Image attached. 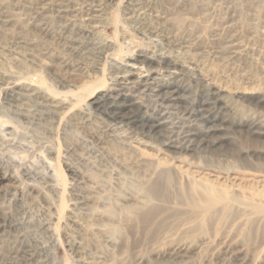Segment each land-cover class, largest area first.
Instances as JSON below:
<instances>
[{
  "label": "rangeland",
  "instance_id": "374dc122",
  "mask_svg": "<svg viewBox=\"0 0 264 264\" xmlns=\"http://www.w3.org/2000/svg\"><path fill=\"white\" fill-rule=\"evenodd\" d=\"M63 1L0 0V170L13 176L0 179V218L8 213L0 264H264V207L250 204L249 191H237L235 200L211 210L191 205L187 194L199 195L181 183L173 164L146 162L118 143L129 139L131 127L135 140L188 147H163V154L194 170L221 171L224 178L236 176L231 168L239 166L240 150H264V0H96V13L63 11ZM72 1L80 6L93 0ZM133 3L141 6L137 17L129 14ZM232 46L241 48V56L228 57ZM129 55L160 63L145 91L120 90L112 80ZM173 59L185 67H169ZM138 66L149 69L147 62ZM197 73L233 95L228 99L236 114L196 86L190 78ZM101 78L107 83L92 97ZM25 84L38 91L5 100L3 88L18 91ZM94 100L98 105L89 106ZM56 101L64 105L54 107ZM80 111H88L90 120L74 116ZM114 123L128 124L116 135L103 133ZM97 129L103 141L92 138ZM59 168L68 204L57 227V217L43 212L42 195L60 199L51 190ZM248 171L239 180L262 179ZM126 194L160 208L137 222L122 200ZM83 196L89 197L85 203ZM98 211L106 217L98 219ZM17 250L10 260L8 253Z\"/></svg>",
  "mask_w": 264,
  "mask_h": 264
},
{
  "label": "bare ground",
  "instance_id": "6f19581e",
  "mask_svg": "<svg viewBox=\"0 0 264 264\" xmlns=\"http://www.w3.org/2000/svg\"><path fill=\"white\" fill-rule=\"evenodd\" d=\"M63 1V0H62ZM85 2V0H82ZM110 1V0H109ZM63 2H66V6L64 8L63 11H69L67 9H69L68 7H73L72 9H78L81 10L80 12L86 11L87 13L89 12H94L96 13V11H99V6L101 4L96 5V0H93L92 3H86L83 5H76V3H74L72 0H64ZM100 2V0H99ZM119 2V1H118ZM101 3V2H100ZM73 4V5H70ZM119 4V3H118ZM65 5V4H64ZM131 8H130V12L129 14L131 15V17H137L140 14V7H138L136 5V3L134 4H130ZM104 6V5H103ZM104 8V7H101ZM142 11V10H141ZM93 13V14H94ZM98 13V12H97ZM101 13V12H100ZM102 14V13H101ZM92 16V15H91ZM86 17V16H85ZM96 17V16H95ZM89 19V18H88ZM140 19V18H138ZM133 20V18H132ZM231 21V20H230ZM147 22V21H146ZM154 23V22H153ZM73 26V25H72ZM71 26V27H72ZM60 28V27H59ZM143 30V29H142ZM75 31V30H74ZM84 31H88V33H92L91 30H85ZM150 31V30H149ZM81 32V31H80ZM82 33V32H81ZM157 33V32H156ZM229 34V33H228ZM232 34V33H231ZM94 35V34H93ZM85 36V35H84ZM173 36V35H172ZM77 37V36H76ZM86 37V36H85ZM90 38V37H89ZM239 38V37H238ZM73 39V38H72ZM94 40V39H93ZM171 41V40H170ZM169 42V41H168ZM72 43V42H71ZM223 43V42H222ZM185 44V43H184ZM233 44V43H232ZM236 44V43H235ZM95 45V44H94ZM107 45V44H106ZM121 45V44H120ZM73 46V45H72ZM112 46V45H111ZM241 48H239L238 46H232L231 50L228 51L230 58H236L241 56V51L239 50ZM73 50V49H70ZM107 50V49H106ZM220 57V56H219ZM99 59V58H98ZM153 58L151 57H147L146 55H129L128 56V63L126 65H116L117 68L115 69V71L113 70V72L115 73V77L114 80L115 81V85L120 89V90H128L130 92H140L141 90H144L145 88L149 87L153 82H155L156 80V76L154 75V73H152V69L156 67V65L160 66V63L157 61V63L155 61H152ZM237 60V59H236ZM115 62V61H114ZM140 62H147L149 65V69H147V72L144 71L143 68H140L139 66L137 67L138 63ZM235 62V61H234ZM106 64V63H105ZM104 64V65H105ZM145 65V64H144ZM147 66V65H146ZM169 67L176 69V71H180V67L184 68L185 66L181 65L180 62L177 59H173L172 61L169 62L168 64ZM145 67V66H144ZM148 67V66H147ZM107 68V67H106ZM115 68V67H114ZM108 69V68H107ZM112 69V68H110ZM143 69V70H142ZM146 69V68H145ZM169 69V68H168ZM264 69V68H263ZM183 70V69H182ZM175 71V70H174ZM106 72V71H105ZM159 72V71H158ZM183 73V72H182ZM106 74V73H105ZM110 74V72H109ZM178 74V73H177ZM186 74V73H185ZM196 75V74H195ZM194 75V76H195ZM104 77V76H103ZM106 77V76H105ZM210 77V76H209ZM193 82H195L196 86H200V88H203L204 91H208V94L212 96V99L214 98L216 103L221 104L225 109L229 110L232 113H235V109L232 106V104L230 103V97L233 96L232 94H228L225 95L223 94V90L221 88H214V84L210 81V79H207L204 77V75L202 74H198L193 77L190 78ZM3 83V82H2ZM107 81L106 78H101L99 80V84L94 87V89L92 90L91 95L92 97L97 96L98 90L99 88H102L101 86L106 85ZM2 85V84H1ZM193 85V84H192ZM8 86V85H7ZM6 87V85H5ZM22 85L20 87H17L18 91H15V87H6L3 88L2 92L4 94V98L5 100H9L10 98H14L15 96H20V97H28L30 96V93H26L27 91H33V92H37L38 89L37 87H35L32 84H25L23 85V88H21ZM2 88V86H1ZM14 88V89H13ZM50 90V92H53V95H57L55 94L56 91L48 88ZM91 89V88H90ZM153 89V88H152ZM238 89V88H237ZM89 90V89H88ZM116 90V89H115ZM145 91V90H144ZM110 92V91H108ZM210 92V93H209ZM236 92V91H235ZM234 92V93H235ZM244 92V91H243ZM243 92H239L238 93H243ZM1 93V92H0ZM236 93V94H238ZM37 94V93H36ZM74 94V93H73ZM111 95V92L109 93ZM239 94V95H240ZM59 95V93H58ZM90 95V96H91ZM37 96V95H36ZM42 96V95H41ZM105 97V96H104ZM36 98V97H35ZM89 98V97H88ZM108 98V97H107ZM229 98V99H228ZM45 99V98H44ZM213 99V100H214ZM56 100V99H55ZM40 101V100H39ZM206 101V100H205ZM11 102V101H10ZM57 102V101H56ZM41 103V102H40ZM99 103V102H98ZM157 103V102H156ZM51 104V102H50ZM93 104H97V100L92 101L89 103V106H92ZM152 104V103H150ZM11 105V104H10ZM64 105V103L62 101H58L55 105H53L54 107H62ZM98 105V104H97ZM2 106V105H1ZM41 106V105H40ZM50 106V105H49ZM52 106V104H51ZM88 106V107H89ZM94 106V105H93ZM103 106V104H102ZM157 106V105H156ZM6 107V106H5ZM11 107V106H10ZM9 107V108H10ZM96 107V106H95ZM100 107V106H99ZM61 109V108H59ZM107 109V107H106ZM45 110V109H44ZM88 110V109H87ZM219 110V109H218ZM21 114V113H20ZM56 114V113H55ZM234 114V115H235ZM87 115H90V113L88 111H84V112H79L76 113L74 116H78L82 121L84 119L87 118ZM239 115V114H238ZM52 117V116H51ZM243 119V118H242ZM57 120V118H56ZM80 120V121H81ZM87 120H90V118H87ZM50 121V120H49ZM99 122V121H98ZM122 122V121H121ZM263 122V121H262ZM260 121V123H262ZM80 123V122H79ZM83 124H85L84 122H82ZM81 123V124H82ZM108 123V122H107ZM110 123V121H109ZM99 124V123H98ZM105 124V123H104ZM128 124V123H126ZM126 124H123L124 126H126ZM123 125H119L118 123H114V124H106L105 125V131H103V133L105 134H117L118 131H120V129H124ZM56 126V125H55ZM89 126V125H88ZM87 126V127H88ZM104 127V126H103ZM54 128V127H53ZM126 128V127H125ZM129 128V127H128ZM127 128V129H128ZM56 129V128H55ZM54 130V129H53ZM65 130V129H64ZM130 132V137H128L129 139L125 138L122 139L121 141H119L118 143L121 145H125V147L130 148L131 150L137 152L140 157H142L141 159H144L146 162L147 160H152L153 163L157 162L158 165H163V164H173L174 168L178 171H180L182 173V184L186 185H192L194 186L196 189L195 192L198 193L199 195V199L195 197V195L190 192L188 193L187 197H188V202L191 205H195L198 206L202 209H207V210H211L214 209L216 206H218L220 203H223L226 199L229 200H235L236 199V192L240 191V190H246L249 191L247 192L250 196V198L252 199V206L253 207H264V150H260L259 152H244L243 150H238V158L235 159L236 162L239 164V166H233L232 171H235L234 174H236V176L234 178H231V175H228L226 178H224L223 176H221V171L220 172H215V171H206V169H202V168H198L197 170L191 166H189L185 161L183 160H179L176 157L170 158L168 155L163 154L164 148L163 147H167L169 148H173L174 150H186L188 149V147L184 146V145H172V141H168V142H163L160 144V147H155L153 146L154 144H149L147 142H141L139 140H135L134 136H135V132L134 130H131V127L129 128ZM93 132V131H92ZM102 133V130H95L92 134V138H94L95 140H101L103 141L105 136ZM134 133V134H133ZM112 135V134H111ZM122 135V134H121ZM120 136V135H119ZM116 137V136H115ZM122 137V136H121ZM125 137V136H124ZM154 137V136H152ZM119 139V138H118ZM121 139V138H120ZM170 140V139H168ZM106 141V140H105ZM118 141V140H117ZM77 144V143H76ZM109 144V143H108ZM103 146V145H102ZM100 147V146H99ZM99 150V149H98ZM166 152V151H165ZM114 153V152H113ZM97 154V153H96ZM42 155V154H41ZM15 157V156H14ZM71 158V157H70ZM235 158V157H234ZM256 158V159H254ZM207 159L208 158H204ZM14 160V159H13ZM11 160V161H13ZM49 160V159H48ZM257 160V161H255ZM20 161V160H19ZM60 161V160H58ZM151 161V162H152ZM38 162V161H37ZM51 162V160H50ZM49 162V163H50ZM150 162V161H149ZM35 163V162H34ZM52 163V162H51ZM152 163V164H153ZM3 164V163H2ZM9 164V163H8ZM13 164V163H12ZM37 164V163H35ZM22 165V164H21ZM34 165V164H31ZM38 165V164H37ZM36 165V167H38ZM51 165V164H50ZM147 165V164H146ZM2 166V165H1ZM59 166V165H58ZM69 166V165H68ZM166 166V165H165ZM169 166V165H168ZM12 167V166H11ZM10 167V168H11ZM24 167V166H23ZM27 167V166H26ZM25 167V168H26ZM49 167V166H48ZM46 167V168H48ZM14 168V167H13ZM70 171L72 172L73 175H78L79 173L77 172L76 169H72L71 167H69ZM34 169V168H33ZM60 170L57 171V182L51 186V190L53 192H55V194L60 193V199L57 202L52 201V199H48V192L44 193V195H42L41 191H38L37 187L33 184V186L31 185V189L35 190L37 189V192L41 193L42 198H43V202H45L47 204V206H43V212L49 217V219H53L54 217H57V223L56 226L58 227L60 225L61 220L64 217V213H65V207L68 204V201L66 199V193H67V178L66 175L64 174V171L62 168H59ZM158 169V168H157ZM29 170V169H28ZM44 170V169H42ZM172 170V169H171ZM248 170L260 173L262 176V179L257 180L256 177H250L251 179H249L248 181L245 182V180H239L240 178H238V176H242V178H246V171L249 172ZM28 172V171H27ZM37 172V171H36ZM33 173V172H32ZM42 173V172H41ZM197 173V174H196ZM180 174V173H179ZM255 174V173H254ZM8 175H10L8 172L5 171H1L0 170V179H5L8 177ZM32 175V174H31ZM44 175V174H43ZM223 175V174H222ZM11 177H13L12 175H10ZM24 176V175H23ZM45 176V175H44ZM51 176V175H50ZM49 176V177H50ZM119 176V175H118ZM47 177V176H46ZM26 178V177H24ZM44 178V177H43ZM56 178V177H55ZM248 178V177H247ZM27 179V178H26ZM25 179V180H26ZM34 179V178H33ZM30 180V178H29ZM239 180V182H238ZM22 181V180H21ZM28 181V180H27ZM47 182V181H46ZM26 183V181H25ZM36 184V183H35ZM24 185V184H23ZM85 185V184H84ZM153 186V185H152ZM185 186V187H186ZM26 187V186H25ZM191 187V186H190ZM83 188V187H82ZM188 188V187H187ZM193 188V187H191ZM201 189V192L199 191ZM75 189V188H74ZM73 191V190H71ZM203 191V192H202ZM245 191V192H246ZM23 192V191H22ZM44 192V191H43ZM70 193V192H69ZM72 194V193H71ZM70 194V195H71ZM81 194V193H80ZM245 194V193H244ZM59 196V195H58ZM80 196L81 195H77ZM87 196V195H85ZM82 197V203H85L89 197ZM125 197H123L124 199H122L126 205L128 206V208H131L134 210V212L136 213L135 216V220L137 222H145L147 221V219L152 218L151 216L153 214H156V212H158L160 205L157 203L152 202V200H146L145 198L139 199V198H135L132 195H124ZM240 196V195H239ZM242 196V195H241ZM245 196V195H244ZM243 196V198H244ZM72 197V196H71ZM246 197V196H245ZM50 198V197H49ZM58 198V197H57ZM75 198V197H74ZM149 198V197H148ZM147 198V199H148ZM14 199V198H13ZM54 199V198H53ZM178 199V198H177ZM247 199V198H246ZM15 200V199H14ZM40 200V198H39ZM72 200V199H71ZM248 200V199H247ZM258 203H256V201H258ZM16 201H18V198L16 199ZM31 201V200H30ZM164 202V201H163ZM40 203V202H38ZM74 204L77 206L79 204L78 200H76L74 202ZM182 204V203H181ZM225 204V203H224ZM247 204V203H246ZM42 206V205H41ZM123 206V205H122ZM23 208V207H22ZM42 208V207H41ZM127 208V209H128ZM225 208V207H224ZM20 209V208H19ZM162 209V208H161ZM173 208H171L172 210ZM24 210V209H23ZM169 210V209H168ZM166 210V211H168ZM108 211V210H107ZM111 212V211H109ZM113 212V211H112ZM29 213V212H28ZM127 214V213H126ZM169 214V213H168ZM23 215V214H22ZM98 219H104L106 216V212L105 211H98ZM3 217L0 218V232L5 230L6 228V218L8 216V213H4L3 215H1ZM109 216V215H108ZM24 217V216H23ZM39 217V216H38ZM44 217V216H43ZM118 217V216H117ZM32 218V217H31ZM24 221V220H23ZM30 221V219H29ZM123 222V221H122ZM27 223V222H26ZM44 220H38V226L40 228L46 229V225H44ZM131 223H135L134 219L133 221H131ZM22 224V223H21ZM29 224V223H28ZM33 224V223H31ZM130 225V224H129ZM32 226V225H31ZM23 227V226H22ZM28 227V226H27ZM60 228V227H59ZM124 228V227H123ZM12 229V228H11ZM26 230V229H25ZM31 230V229H30ZM34 230V229H33ZM40 232V231H39ZM133 233V232H132ZM36 234H38L36 232ZM40 234V233H39ZM10 235V234H9ZM58 235V234H57ZM54 236V235H53ZM8 237V236H7ZM16 237V236H15ZM18 238V237H17ZM16 238V240H17ZM23 238V237H22ZM54 238V237H53ZM5 240V239H4ZM262 242L264 244V235L262 238ZM54 243V242H53ZM21 244H23V242L21 241ZM23 246V245H22ZM25 246V245H24ZM10 248V247H9ZM29 249V248H28ZM32 249V248H31ZM46 249V248H45ZM14 250V249H13ZM27 250V249H26ZM50 250V249H49ZM199 250V249H198ZM51 251V250H50ZM182 251V250H181ZM8 253V252H7ZM19 250L14 251V253L10 252L9 254V258L10 260H13L15 257L18 256ZM26 253V252H25ZM34 253V252H33ZM51 254V253H50ZM169 254V253H168ZM18 259V258H17ZM217 261V260H216ZM264 263V262H263ZM147 264V263H146Z\"/></svg>",
  "mask_w": 264,
  "mask_h": 264
}]
</instances>
